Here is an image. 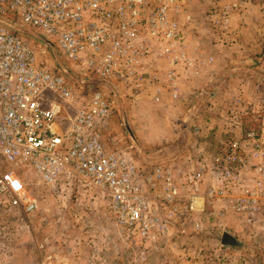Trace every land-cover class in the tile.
I'll return each instance as SVG.
<instances>
[{"label": "built area", "instance_id": "2783aa9c", "mask_svg": "<svg viewBox=\"0 0 264 264\" xmlns=\"http://www.w3.org/2000/svg\"><path fill=\"white\" fill-rule=\"evenodd\" d=\"M212 2L214 28L223 34L245 0ZM195 3L0 0L1 160L29 167L43 183L66 179L103 192L117 232L144 261L186 234L188 220L198 233V218L191 217L206 208H223L221 217L232 213L248 226L264 221V132L242 130L238 117L215 146L167 162L142 155L138 163L106 143L109 92L161 77L174 99L181 95L180 77L195 70L188 40ZM158 61L167 68L150 72ZM24 183L14 170L1 169L0 192L22 198ZM36 207L27 201L28 211Z\"/></svg>", "mask_w": 264, "mask_h": 264}, {"label": "rangeland", "instance_id": "374dc122", "mask_svg": "<svg viewBox=\"0 0 264 264\" xmlns=\"http://www.w3.org/2000/svg\"><path fill=\"white\" fill-rule=\"evenodd\" d=\"M259 2L264 10V0ZM199 30L209 33L210 27ZM36 31L39 30L36 29ZM16 35L22 41L27 40L20 33ZM262 45L264 52V42ZM260 56V64L264 65V55ZM63 59L69 68L75 69L74 64ZM242 63L245 67L254 68L251 61L244 60ZM261 71V75L257 76L264 79V68ZM236 79L223 86L220 83L214 86L215 90L210 98L212 103H207V107L202 108L198 113L204 120H207L209 116H219L223 119L225 117L226 122H231L229 118L238 117L242 123V130L254 129L264 132V90L255 95V87H253L254 82L260 81L251 77L244 81ZM162 82L165 83L163 88L166 90H162L161 93L153 92L152 99L149 96L150 100H157V106L148 104L145 109H136L143 110L141 116L151 115L150 121L146 124L128 121L129 115L125 108L126 102L144 101L140 93L119 91L118 98L113 93H108L112 103L111 116L114 120L106 138L109 149L115 147L126 149L132 153L138 163H141L142 155L152 153L143 151L136 140L134 143L130 137L131 134L135 137L140 131H146L147 126L154 129V133L175 132L183 128L182 121L179 127V120L176 118L177 107L168 83L164 80ZM242 89L245 92H242ZM196 91L198 93L191 91L193 93L188 92V94L196 98L201 93L200 90ZM89 92L85 93L89 94ZM239 93L247 94L248 101L243 108H239L237 104ZM145 100L148 102L147 98ZM216 103L220 107L217 108ZM222 103H227V108H222ZM129 110L134 113V109ZM123 119L126 120L127 125ZM153 119L157 121L149 124ZM203 126L204 124L200 125L199 132H202ZM227 133L217 134L219 136L212 139L213 141H207L212 143L206 145L215 146L220 138L228 135ZM194 140L195 143L198 140L202 141L199 138L197 140L196 137ZM179 142L181 144L183 142H177V147L180 148ZM206 145L203 147L205 148ZM2 168L14 170L22 176L26 194L19 198L0 192V264H142L144 262L143 259H137L132 248L134 246H131L126 237L117 232L110 213L108 198L103 192L87 187L84 183L66 179L51 185L43 183L29 167L24 166V169L12 167L0 158V172ZM30 199L37 203L34 211L26 209V203ZM222 209L216 206L206 208L204 212L192 214L191 218H198L196 221L201 230L195 233L192 228L193 221L188 220L187 233L170 241L168 244L170 246L164 253L177 248L181 249L180 257L191 264H264V221H256L254 225L249 226L244 223L250 227L249 233L246 234L244 230L240 233L236 230L237 224H232L231 217L238 220L239 225L244 228L241 217L232 213H226L221 217ZM224 232L231 233L237 240L240 239L239 246H222L221 238ZM193 247L197 248H194V251L190 250ZM172 255L177 254L172 253ZM156 256L158 255L153 254L147 260L154 261Z\"/></svg>", "mask_w": 264, "mask_h": 264}, {"label": "crops", "instance_id": "0c3cea01", "mask_svg": "<svg viewBox=\"0 0 264 264\" xmlns=\"http://www.w3.org/2000/svg\"><path fill=\"white\" fill-rule=\"evenodd\" d=\"M214 6L215 4H213L212 0H196L195 5L191 9V20L188 26V40L190 43L189 54L196 59L195 70L180 77L179 87L181 95L174 100L178 113L176 118L179 120V127L181 121L183 122V128H178L181 131L175 130V132L164 131L154 133L155 130L147 126L146 131H140L134 137V140L138 142L143 151L152 153L150 154V158L153 162H167L172 157L182 155L189 156L190 154L193 155L200 153L201 151L199 150L204 148L203 145L212 143L207 141H213L215 137L219 136L217 134L222 133V135H224L229 131L228 128L232 123L231 118H229L231 122H226L224 120L225 117L223 119V117L219 116H209L207 117V120H204L198 113L199 110L207 107V103H212L210 98L213 96L212 92L215 90L214 86H217V84L220 83L223 86V84L230 83L236 78V80L242 79V81H244L247 80L248 77H251L252 79L260 81H257L256 83L254 82V94L256 95L258 92L264 90V79L257 76L261 75V70L264 68L262 67L264 65L260 64V55H264V52L262 51V44L264 42V10L261 2H259V0H245V3L239 4L238 8L232 13L229 28L223 34H220L214 28L212 22L214 17L210 16L212 13V7ZM204 27H210L209 33L199 30ZM196 52H198V54H196ZM244 60L253 62L254 68L252 67V69H250V66L245 67L244 63H242ZM166 68V62L158 61L157 63H152L151 67L148 69L152 72L155 69L164 71ZM224 74H226V76L216 83L217 78ZM162 81L163 78L160 77L158 82L146 83L138 89H125L123 91L126 93H130V91L140 93L143 97L142 100H144L133 102L131 100L132 103L126 102L125 108L129 115L128 121L138 124H146L148 123L147 121H150L149 116L151 115L141 116L143 110L138 111L136 109H145L148 104L157 106V100L153 101L150 100V98L152 99L151 95L153 92L158 91V87H160L161 91L166 90L163 88L165 83ZM251 82H253V80ZM196 90H200V96H195L196 98H194L193 95L188 94V92L198 93ZM161 91L158 92L161 93ZM242 92L245 91L242 89ZM203 93L204 95H202ZM246 95V93H241V95L239 93V100L237 103L239 108L246 106V102L248 101ZM145 98H147L148 102ZM221 106L222 108H227V103H222ZM216 107L218 108L220 105L217 104ZM127 108L134 109V113L129 109L127 110ZM131 115L133 116L131 117ZM154 121L157 120L153 119L149 124L154 123ZM113 123V117L110 116L109 128ZM203 124L202 132H199V127ZM209 131L211 132L208 133ZM195 137L197 140L199 138L202 141L198 140V142L195 143ZM178 141L183 142L182 144L179 142L181 145L180 148L177 147ZM184 141L186 142L183 146ZM196 146H198V148H196ZM205 147H207V145ZM171 150L173 151L171 152ZM231 218L233 222L232 224H237L236 230L238 232L243 233L242 231L244 230L246 234L249 233L248 229L250 227L244 224L245 222L243 219L241 220H243L244 228L239 225L238 220L233 217ZM245 233L244 235H246ZM238 241L241 240L239 239ZM197 247L190 248V250L194 251V248ZM181 251L182 250L178 248L169 253L161 251L160 253L155 254L158 256H156L157 258H155L154 261L146 260L142 262V264H191L187 263L182 257H180ZM172 253H176L177 255L173 256Z\"/></svg>", "mask_w": 264, "mask_h": 264}, {"label": "water", "instance_id": "95a60500", "mask_svg": "<svg viewBox=\"0 0 264 264\" xmlns=\"http://www.w3.org/2000/svg\"><path fill=\"white\" fill-rule=\"evenodd\" d=\"M65 72L68 73V69H65ZM225 76H226V74H224L223 76H220L219 78H217L216 83L221 81ZM81 82L82 83H88V81H85V80H81ZM115 94H116V97L118 98V94L116 92H115ZM202 95H204V93ZM123 120H124L125 125H127L126 120L125 119H123ZM130 137L134 141V137H133L132 134L130 135ZM221 245L225 246V247H237V246H239V242H238L237 238L234 235H232L229 232H224L223 236L221 238Z\"/></svg>", "mask_w": 264, "mask_h": 264}]
</instances>
